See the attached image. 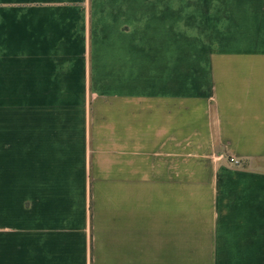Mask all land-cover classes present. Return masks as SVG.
<instances>
[{"label":"crops","instance_id":"obj_1","mask_svg":"<svg viewBox=\"0 0 264 264\" xmlns=\"http://www.w3.org/2000/svg\"><path fill=\"white\" fill-rule=\"evenodd\" d=\"M0 264H264V0H0Z\"/></svg>","mask_w":264,"mask_h":264},{"label":"built area","instance_id":"obj_2","mask_svg":"<svg viewBox=\"0 0 264 264\" xmlns=\"http://www.w3.org/2000/svg\"><path fill=\"white\" fill-rule=\"evenodd\" d=\"M231 162L235 163V164H238L239 162L237 160H234V159H230Z\"/></svg>","mask_w":264,"mask_h":264}]
</instances>
